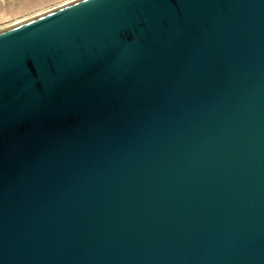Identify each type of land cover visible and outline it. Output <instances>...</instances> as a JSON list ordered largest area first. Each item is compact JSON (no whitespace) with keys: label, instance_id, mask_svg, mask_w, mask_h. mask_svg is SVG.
Segmentation results:
<instances>
[{"label":"water","instance_id":"1","mask_svg":"<svg viewBox=\"0 0 264 264\" xmlns=\"http://www.w3.org/2000/svg\"><path fill=\"white\" fill-rule=\"evenodd\" d=\"M0 264H264V0L0 26Z\"/></svg>","mask_w":264,"mask_h":264},{"label":"rangeland","instance_id":"2","mask_svg":"<svg viewBox=\"0 0 264 264\" xmlns=\"http://www.w3.org/2000/svg\"><path fill=\"white\" fill-rule=\"evenodd\" d=\"M66 0H0V26L55 6Z\"/></svg>","mask_w":264,"mask_h":264}]
</instances>
